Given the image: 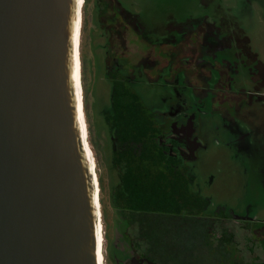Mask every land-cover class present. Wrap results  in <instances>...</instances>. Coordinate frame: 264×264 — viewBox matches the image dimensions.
I'll list each match as a JSON object with an SVG mask.
<instances>
[{"label":"flooded vegetation","instance_id":"1","mask_svg":"<svg viewBox=\"0 0 264 264\" xmlns=\"http://www.w3.org/2000/svg\"><path fill=\"white\" fill-rule=\"evenodd\" d=\"M83 2L77 44L79 86ZM93 13L100 29L97 37L105 40L97 45L105 55L97 67L110 87L107 104L101 105L99 98L97 103L110 134L112 166L118 177L113 207L119 220L110 246L112 264H194L193 241L202 247L207 245V255L212 258L213 249L214 254H220L215 264H237L241 260L264 264V193L245 196L246 205H222L214 215L207 216L211 198L195 188L196 167L204 162L211 138L221 139V135L227 138L221 148L240 167L236 176L246 175L254 184H264V158L258 154L264 147V62L252 48L243 22L227 17L220 21L208 16L190 18L174 23L166 36L158 38L157 30L145 26L120 0H94ZM131 48L138 51V59L127 55ZM141 82L153 88L155 95L150 99L141 94ZM80 97L83 102L81 91ZM124 109L148 129L116 124ZM121 129L133 135L131 140L119 137ZM134 147L153 149L159 156L136 162L170 175L174 188L164 205L159 198L152 200V207L139 206L141 200L122 184L121 173L130 161L115 160L113 150ZM253 154L259 155L262 163H249ZM100 218L101 212V254L104 243ZM185 229L190 233L207 232L201 240L178 239L179 231ZM212 230L222 233L215 237V233H209ZM225 253L228 258L224 259ZM200 260L205 262L203 257Z\"/></svg>","mask_w":264,"mask_h":264},{"label":"water","instance_id":"2","mask_svg":"<svg viewBox=\"0 0 264 264\" xmlns=\"http://www.w3.org/2000/svg\"><path fill=\"white\" fill-rule=\"evenodd\" d=\"M75 0H0V264H98L70 77Z\"/></svg>","mask_w":264,"mask_h":264},{"label":"rangeland","instance_id":"3","mask_svg":"<svg viewBox=\"0 0 264 264\" xmlns=\"http://www.w3.org/2000/svg\"><path fill=\"white\" fill-rule=\"evenodd\" d=\"M126 9L139 16L145 26L156 29L158 38H163L171 31L174 23H180L190 18L211 17L220 21L223 17L243 22V29L252 40V48L259 53L260 59L264 62V0H120ZM94 0H84L81 12L80 30V61H81V91L84 107L85 138L93 160L95 178L99 180L100 186V207L97 212L102 215L101 225L104 247H102V264H112L110 259V246L113 241L116 227V220L119 217L115 213L113 205L114 188L118 182L117 171L112 166L113 154L111 150L110 134L100 113L102 107L107 104L109 96V83L103 76L102 70L97 67L98 60L103 61L104 56L97 47L98 43H105L100 36V29L96 25L93 13ZM244 14V15H243ZM237 16V17H236ZM241 27V26H240ZM242 29V27H241ZM101 53V54H100ZM138 51L131 48L127 51L130 59H138ZM141 94L150 99L155 95L150 84L140 83ZM100 103H97V100ZM87 136V137H86ZM211 144L203 155L204 162L196 167V189L204 196L211 198L210 207L206 215H214L219 207L229 204L231 207L246 205L244 197H253L264 193V184H254L249 176H236V169L240 168L237 162L231 158L230 153H226L222 144H226L227 138L221 135V139L211 138ZM264 158V147L260 154ZM249 163L259 165L262 159L259 155H251ZM254 199V198H253ZM186 228V227H185ZM189 232V234H188ZM180 230L178 239L186 240L194 237L201 240L204 237V230ZM234 232V230L232 231ZM215 233V237L221 231H209ZM188 234V235H187ZM191 234V236H190ZM105 235V237H104ZM197 236V237H196ZM105 238V242H104ZM193 239V240H194ZM192 240V241H193ZM194 264H215L220 254L216 255L212 250L208 256V246H200L199 242H194ZM243 254L245 242L241 243ZM249 244H247L248 247ZM218 247V245H216ZM232 252V251H231ZM230 252V253H231ZM220 253V252H219ZM204 258L201 261L200 258ZM228 258V253L223 255ZM215 259V260H214ZM217 259V260H216ZM230 264V263H219ZM237 264H250L249 261H240Z\"/></svg>","mask_w":264,"mask_h":264},{"label":"trees","instance_id":"4","mask_svg":"<svg viewBox=\"0 0 264 264\" xmlns=\"http://www.w3.org/2000/svg\"><path fill=\"white\" fill-rule=\"evenodd\" d=\"M120 114V118H118V120L116 119V124L119 126L137 130L143 127H145L146 130L148 129L146 124L144 125L136 115H132L128 110L124 109ZM129 134L130 132L121 129L119 137H121L123 141L125 138L129 141L131 140L129 138L133 137V135ZM134 138L138 139V135H134ZM138 142L139 141H136L135 143ZM124 144L126 143L124 142ZM113 153L115 155V160L130 161L121 173L122 184L125 186L126 190L130 191L132 194L136 195L137 199L139 198L141 200V202H137V205L149 208L153 206L152 200L162 198L163 205L165 201L170 200L169 196L172 195V188H174L172 187L173 182L170 179V175L165 172H159L157 169L153 170V167L145 168L141 163L136 162L144 159H157L159 156L153 149H147V147L144 150H138L135 147L131 149L119 148L114 149Z\"/></svg>","mask_w":264,"mask_h":264},{"label":"bare ground","instance_id":"5","mask_svg":"<svg viewBox=\"0 0 264 264\" xmlns=\"http://www.w3.org/2000/svg\"><path fill=\"white\" fill-rule=\"evenodd\" d=\"M76 3V12L77 15L74 17L72 22V41H73V53H72V59H71V73L70 77L72 78V85L74 90V98H75V107H76V121L79 125V128L81 130L82 139H83V146H84V153L86 159L88 158V163L91 168V174L94 181V199L95 204L97 207V210H99L98 207V199H97V183L94 173V165L93 160L87 145V141L85 138V128H84V120L81 112V97H80V89H79V69H78V51H77V44H78V36H79V28H80V8H81V0H75ZM86 126V125H85ZM87 137V136H86ZM98 181V180H97ZM97 224H96V230H97V260L98 264H101V254H100V230H99V213L97 215ZM101 221V220H100ZM103 229V228H102Z\"/></svg>","mask_w":264,"mask_h":264}]
</instances>
